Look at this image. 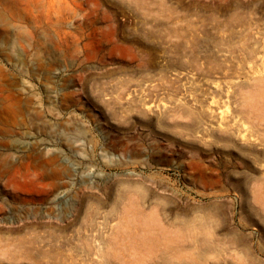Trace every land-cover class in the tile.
I'll return each mask as SVG.
<instances>
[{
    "label": "rangeland",
    "instance_id": "374dc122",
    "mask_svg": "<svg viewBox=\"0 0 264 264\" xmlns=\"http://www.w3.org/2000/svg\"><path fill=\"white\" fill-rule=\"evenodd\" d=\"M0 264H264V0H0Z\"/></svg>",
    "mask_w": 264,
    "mask_h": 264
}]
</instances>
